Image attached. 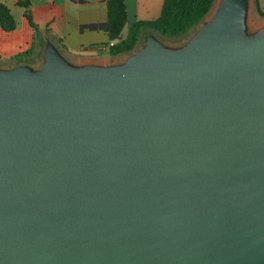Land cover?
Masks as SVG:
<instances>
[{"label":"water","instance_id":"95a60500","mask_svg":"<svg viewBox=\"0 0 264 264\" xmlns=\"http://www.w3.org/2000/svg\"><path fill=\"white\" fill-rule=\"evenodd\" d=\"M217 0L112 62L44 36L0 65V264H264V24Z\"/></svg>","mask_w":264,"mask_h":264},{"label":"crops","instance_id":"0c3cea01","mask_svg":"<svg viewBox=\"0 0 264 264\" xmlns=\"http://www.w3.org/2000/svg\"><path fill=\"white\" fill-rule=\"evenodd\" d=\"M28 7L18 0H0L17 21V27L5 31L0 27V65L18 62L36 64L48 36L70 60L75 62H112L124 54L111 55L108 38L107 0H28ZM126 22L120 32L124 37L138 19H154L163 0H123ZM28 10L41 35H35L24 16ZM42 36V37H41Z\"/></svg>","mask_w":264,"mask_h":264},{"label":"trees","instance_id":"16d2710c","mask_svg":"<svg viewBox=\"0 0 264 264\" xmlns=\"http://www.w3.org/2000/svg\"><path fill=\"white\" fill-rule=\"evenodd\" d=\"M215 0H163L160 14L149 20L138 19L127 30L124 37L120 32L126 22V8L123 0H107L108 38L115 40L109 46L111 55L129 53L134 50L141 35L154 32L161 35H178L195 28L204 20ZM18 4L28 7V0H18ZM24 16L34 30L35 35H41L38 26L31 20L28 10ZM0 27L5 31L17 27V21L9 8L0 2ZM44 36L42 42L44 44Z\"/></svg>","mask_w":264,"mask_h":264},{"label":"rangeland","instance_id":"374dc122","mask_svg":"<svg viewBox=\"0 0 264 264\" xmlns=\"http://www.w3.org/2000/svg\"><path fill=\"white\" fill-rule=\"evenodd\" d=\"M217 0L213 2V5L209 9V11L206 13L204 18H207L212 11L214 10L216 6ZM264 24V0H249V11H248V26L250 29H255L259 26ZM194 28H191L189 31L178 34V35H161L157 34L161 40H164L167 43L170 44H177L182 42L192 31ZM143 35H141L142 39ZM141 39L138 41L137 46L141 43ZM136 46V47H137ZM126 56V53H124V56ZM39 63V59L36 62V64Z\"/></svg>","mask_w":264,"mask_h":264},{"label":"built area","instance_id":"2783aa9c","mask_svg":"<svg viewBox=\"0 0 264 264\" xmlns=\"http://www.w3.org/2000/svg\"><path fill=\"white\" fill-rule=\"evenodd\" d=\"M113 42L111 41L110 44H112Z\"/></svg>","mask_w":264,"mask_h":264}]
</instances>
